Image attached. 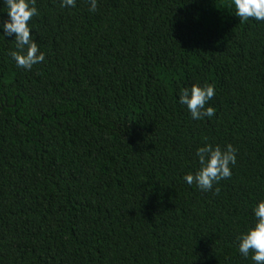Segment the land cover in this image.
Masks as SVG:
<instances>
[{"label":"trees","instance_id":"obj_1","mask_svg":"<svg viewBox=\"0 0 264 264\" xmlns=\"http://www.w3.org/2000/svg\"><path fill=\"white\" fill-rule=\"evenodd\" d=\"M44 62L0 37V264H252L237 239L264 200V22L231 0H36ZM0 5V24L8 19ZM213 85L192 120L181 89ZM229 179L188 185L204 144Z\"/></svg>","mask_w":264,"mask_h":264},{"label":"clouds","instance_id":"obj_2","mask_svg":"<svg viewBox=\"0 0 264 264\" xmlns=\"http://www.w3.org/2000/svg\"><path fill=\"white\" fill-rule=\"evenodd\" d=\"M90 12H95L98 0H85ZM77 0H60L61 8L76 7ZM0 5L6 9L8 19L0 24V37H13L11 43L15 44V51L9 55L15 62V66L22 70H31L34 65L45 60V54L40 51L33 38L32 28L29 24L34 16H38L36 0H0ZM231 7L235 16L242 21L253 19L264 22V0H231ZM7 41V40H6ZM215 95L213 85L200 86L193 84L190 88L180 90L178 103L184 106L190 113L192 120L211 118L215 109L206 107ZM198 169L194 173L183 176L188 185H195L199 190L208 192L214 184L221 180L229 179L232 175V167L237 162V149L231 144L221 148L205 143L195 152ZM253 224L242 232L238 239V252L252 264H264V200L259 201L252 208Z\"/></svg>","mask_w":264,"mask_h":264}]
</instances>
